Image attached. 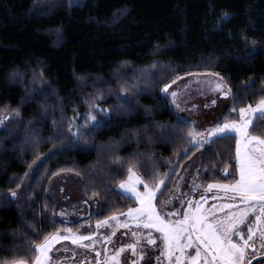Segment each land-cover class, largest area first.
Instances as JSON below:
<instances>
[{
	"label": "trees",
	"instance_id": "1",
	"mask_svg": "<svg viewBox=\"0 0 264 264\" xmlns=\"http://www.w3.org/2000/svg\"><path fill=\"white\" fill-rule=\"evenodd\" d=\"M198 72L219 73L235 95L222 122L264 96V0H0V264L45 234L94 233L97 220L135 207L117 187L129 161L145 179L170 173L158 211L179 193L233 182L235 136L193 146L194 126L172 128L177 110L160 91ZM94 104L110 119L73 138L69 125L84 126ZM251 131L264 136V116ZM61 174L96 202L88 217L54 216L46 186Z\"/></svg>",
	"mask_w": 264,
	"mask_h": 264
},
{
	"label": "snow or ice",
	"instance_id": "2",
	"mask_svg": "<svg viewBox=\"0 0 264 264\" xmlns=\"http://www.w3.org/2000/svg\"><path fill=\"white\" fill-rule=\"evenodd\" d=\"M123 11V10H121ZM230 13H223L224 18H230ZM155 67V65H153ZM190 76L191 74H185ZM219 77V73L215 74ZM223 78L221 77L220 80ZM181 80L180 76H176L165 83L161 88V93L171 96L170 106H174L177 110V124L172 125V128L178 127L180 124H188L189 120L182 115L180 108V100L185 96H191L192 83L199 84L200 81L189 80V84H185L183 90L173 87L177 81ZM211 81L209 84L211 85ZM264 90V89H262ZM197 91H200L197 89ZM212 91L219 92V96L235 99L231 88H226L221 82H216L212 87ZM203 94V93H201ZM127 96L125 91L124 97ZM27 99V97H26ZM212 104H216L214 99ZM208 107L207 104L204 105ZM193 108L198 107L193 104ZM92 111L102 112L103 116L93 115ZM233 112L237 110L232 109ZM239 119L225 120L223 123H215L211 128L204 132L197 131V127H191L188 130L187 138L193 142V146L205 144L210 145L211 142L224 136L234 135L236 140V171L238 177L231 183H209L207 189L217 188L223 189L225 197L236 201L233 203L214 204L211 208H205L200 202H196L195 208L191 207L192 201H188L189 207L184 209L182 219H165V216L171 217L173 213L157 210V205L154 201L166 186L169 172L160 174L158 171L151 173L150 179H145L137 171L140 166V161H129L127 168V176L119 181L117 187L127 193L130 198H134L137 202L136 207H129L126 213H113L111 217H105L103 220H97L96 225L99 228L101 225H108L110 220L117 217H127V222L122 226L127 228L128 223L143 225L144 229H156L163 241L162 256L168 260V264H184L187 260L188 264H245L247 257V249L254 248L252 243L254 230L251 225L247 228V239L245 234L239 231L241 225H244L249 219L250 213L259 211L256 215V231L261 241V247L264 248V136L253 134L251 129L255 125L257 116H264V96L260 97L255 106L248 104L245 107L239 108ZM112 109L101 108L99 105H92V110L89 111L85 125H76L75 131L72 130V125H69V131L73 138L79 139L86 132L90 133L93 129L98 128L106 123L111 117ZM2 123V120H0ZM195 125V122H191ZM162 129L165 127L161 126ZM163 134V133H162ZM115 160L119 163L120 168L123 167L125 161L116 157ZM155 168V165L153 166ZM225 172L228 169L224 170ZM118 174V172H117ZM139 186H142V189ZM21 185H17V188ZM230 194V195H229ZM10 195L16 197L18 193L11 191ZM98 193H93L97 196ZM164 201L166 206L170 201ZM204 200V197H201ZM68 235H61L57 229L53 233H48L41 240L29 241L27 251L24 256L13 255L10 260H5L4 264H62V261L56 260L50 253L53 251V245L57 241L71 240L73 244H78L81 241L88 240L96 233H90L89 236H80L73 233L71 229H66ZM39 235V233H37ZM132 236L136 238L133 243L122 245L114 249L113 254L106 257L104 264H121V254L125 249H130L133 254H136L139 248V257L143 259L145 253L142 245V238L147 239L148 245H155L156 238L149 231L146 234L133 232ZM237 237L239 239H237ZM105 240L109 236H104ZM195 244V254L186 255L185 250ZM85 248L91 247L90 244H84ZM107 253V248H105ZM75 255V253H73ZM158 259H160L158 257ZM83 264V262H82ZM132 264H137L136 260Z\"/></svg>",
	"mask_w": 264,
	"mask_h": 264
},
{
	"label": "rangeland",
	"instance_id": "3",
	"mask_svg": "<svg viewBox=\"0 0 264 264\" xmlns=\"http://www.w3.org/2000/svg\"><path fill=\"white\" fill-rule=\"evenodd\" d=\"M180 77L181 80L177 81L176 85L173 87V90H183L184 85L189 84L190 79L192 81H200L199 84L192 83V95L190 97L185 96L180 100V108L183 110L181 114L186 116L190 123L194 121L195 125H193L192 123L191 124L199 128L200 132H204L206 129L211 128L215 123H223L221 121V118L224 112L229 107L230 96L228 98L221 97L219 96L218 91H212V87L216 82H221L227 88L223 80H220L221 77H217L215 73L207 72L191 73L190 76L182 75ZM209 81L212 82L211 85L209 84ZM197 89H199L200 91H197ZM162 95H164L169 102L171 101L170 94ZM214 99L217 101L216 104L211 103V101ZM193 104L197 105L198 107L193 108ZM205 104H207L208 107H205ZM138 187L143 190L142 186L138 185ZM119 190L124 193L123 190ZM46 193L54 201V216L56 218L62 219L67 223L88 217L96 208V202L94 200L85 201L81 199L80 180L70 174H61L52 177L47 183ZM124 194L128 195L127 193ZM179 196L184 199H179V197L177 198L176 202L174 200H171L166 206H162L160 210L162 215L164 212L173 213L171 217L165 216L167 217L165 219H182L184 209H187L189 207L188 201H192L191 207L193 208H195L196 202L200 201L206 209L211 208L214 204L219 205L224 203H236V201L227 199L225 197V192L223 189L217 188L207 189L206 187L203 195L201 191H199V193H195L194 191H192L191 193H179ZM201 197H204V200H201ZM256 215H259L258 210L255 213H250L249 219L244 225H241L239 228V231L245 234L246 239L247 228L249 225L253 227V237L255 236V234H258L256 231L255 222ZM117 219L120 220V224L117 223L116 219H113L109 221L108 225H101L99 228L96 226L94 231L96 235L92 236L88 240L81 241L78 244H73L71 240L57 241L53 245V251L50 253V255H52L56 260L62 261V264H82V262L83 264H104L106 257L113 254L114 249L119 248L122 245H127L134 242L136 238L132 236L133 232L146 234L150 231L156 238V244L148 245L147 239L142 238V245L145 253L143 259H140L139 257V248L136 254H133L130 249L126 248L125 251L121 254V264H132L133 260H136L137 264H168V260L162 256L163 241L161 238V234L156 229H144L143 225L137 226L136 224L130 222L128 223V227L125 228L122 226V224L127 222V217L118 216ZM88 227L89 226H85L84 229ZM77 234L80 236H89L90 233ZM61 235H68V233ZM105 235L109 236L108 240L104 239ZM237 239L239 238L237 237ZM253 239L251 241L252 243H254ZM84 244H90L91 247L85 248L83 246ZM105 248H107V253L105 252ZM250 249H247V256L250 255L254 257V252H250ZM73 253H75V255ZM185 254L194 255L195 244H193L191 248L186 249ZM158 257L160 259H158ZM109 264H111L110 261ZM184 264H188V261L185 260Z\"/></svg>",
	"mask_w": 264,
	"mask_h": 264
},
{
	"label": "flooded vegetation",
	"instance_id": "4",
	"mask_svg": "<svg viewBox=\"0 0 264 264\" xmlns=\"http://www.w3.org/2000/svg\"><path fill=\"white\" fill-rule=\"evenodd\" d=\"M255 247L250 249V252H254L253 256H247L245 264H264V248L261 247V241L258 234L253 237ZM258 243V244H256Z\"/></svg>",
	"mask_w": 264,
	"mask_h": 264
},
{
	"label": "crops",
	"instance_id": "5",
	"mask_svg": "<svg viewBox=\"0 0 264 264\" xmlns=\"http://www.w3.org/2000/svg\"><path fill=\"white\" fill-rule=\"evenodd\" d=\"M247 251V250H246Z\"/></svg>",
	"mask_w": 264,
	"mask_h": 264
}]
</instances>
